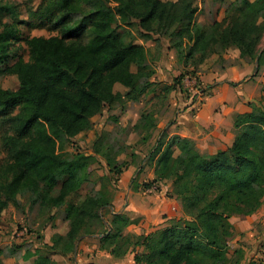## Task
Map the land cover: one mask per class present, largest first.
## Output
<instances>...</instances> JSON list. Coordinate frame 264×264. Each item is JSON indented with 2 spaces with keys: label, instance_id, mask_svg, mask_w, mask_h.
<instances>
[{
  "label": "trees",
  "instance_id": "1",
  "mask_svg": "<svg viewBox=\"0 0 264 264\" xmlns=\"http://www.w3.org/2000/svg\"><path fill=\"white\" fill-rule=\"evenodd\" d=\"M71 1L57 0L62 11L50 17L60 22L61 36L27 39L31 61L19 59L6 69V73L18 77L19 90H0V105L5 107L0 115L18 109L9 121L11 133L5 137L12 153L9 172L14 177L2 190L9 199L14 192L15 197L24 192H40L41 204L47 208L71 204L84 181L76 174L79 163L66 158L61 138L78 137L88 131L91 119L106 105L120 102L122 96L113 91L116 83L131 89L127 94L130 101H137L138 95H133L136 89L138 94L143 91L138 82L143 74L139 61L144 57V47L121 41L113 27L118 15L140 20L147 31L152 30V23L159 22L161 31L169 37L186 34L191 39L193 24L197 44L210 35L220 36L223 46L238 47L242 56L255 54L264 33V0H245L231 29L221 33L215 27L196 28L193 0H82L91 8L89 18L95 17L89 28L93 38L85 43L82 38L71 36ZM252 11L262 22L248 19ZM83 30L77 32L82 34ZM7 35H0V57L6 52ZM134 65L138 67L136 73L132 71ZM235 129L237 136L232 146L208 156L188 139L168 140V150L155 168L154 182H172L173 194L187 217L178 221L185 224L146 236H127L123 248L113 240L115 248L108 253L120 259L134 252L128 246L135 238V244L143 246V252L135 255L136 264H231L227 252L233 238L230 219L251 215L264 198V112L253 108L238 115ZM113 171L117 175L123 172L116 168ZM61 179L57 195L52 196L50 190ZM92 205L99 210L110 204L97 197ZM90 206L81 207V215ZM113 218L110 230L121 232L130 224V217L124 214H113ZM72 232L71 227L65 238ZM108 239L107 235L101 238ZM52 248L56 251L55 244ZM48 263L55 264L51 260Z\"/></svg>",
  "mask_w": 264,
  "mask_h": 264
},
{
  "label": "rangeland",
  "instance_id": "2",
  "mask_svg": "<svg viewBox=\"0 0 264 264\" xmlns=\"http://www.w3.org/2000/svg\"><path fill=\"white\" fill-rule=\"evenodd\" d=\"M53 1L0 0V35L8 33L6 52L0 57V90L11 93L19 90L18 77L6 73V69L19 59L31 61L27 39L61 36L58 30L60 22L50 17L58 15L62 9L57 0ZM244 1L193 0L196 8L193 23L201 30L215 27L220 33L228 31ZM71 6V36L80 37L88 43L93 38L89 28L95 18H89L91 8L82 0H72ZM111 6L114 7V4ZM248 19L262 22L254 11L249 13ZM113 27L124 44L134 42L144 47V57L139 61L143 74L138 82V88L143 91L138 94L139 89H136L133 95H138V99L130 101L127 94L131 93V89L116 83L113 91L120 94L122 100L106 105L100 114L91 119L88 131L78 137L61 138L65 144L66 158L79 163L76 174L84 180L72 197L71 204L57 208L43 207L40 192H24L16 197L14 192L10 199L6 196L2 188L9 186L14 176L9 172L12 153L5 137L11 133L9 121L18 113V109L0 115V264H49L50 260L55 264L56 261L61 264H102L108 252L115 248L113 240L118 241L119 247H125V238L137 235L133 230L142 224V219L130 217V224L121 232L110 230L114 219L112 210L121 214L119 212L125 205V196L121 194L118 184L120 175L113 169H135L134 175L140 174L145 166L155 170L168 150L165 144L169 136L167 128L176 122L183 109L189 107V102L199 107L203 99L209 96L206 77L216 70H225L242 61L255 66L261 78L263 94L249 103V112L253 108L264 112V33L255 54L242 56L238 47L223 46L220 36L210 35L197 44L193 24L190 26L191 39L186 34L183 37H169L161 31L159 22L152 23V30L147 31L140 20L119 15ZM82 29V34L77 32ZM137 69V65H134L132 71L136 73ZM4 109L0 105V112ZM178 153L175 149L174 155ZM61 182L62 179L50 190L52 196L57 195ZM131 182L135 185L134 179ZM97 197L110 205L98 210L92 205ZM89 205L88 212L81 215V207ZM125 216L129 217L127 214ZM176 224L184 225L185 222L172 223ZM71 227L72 235L66 239L65 234ZM105 235L109 239L101 240ZM115 236L118 237L114 239ZM136 241L132 238L128 247L142 253L143 246L135 244ZM53 244L56 251L52 248ZM119 247L117 251H120ZM230 250L229 244L228 254ZM55 256L58 260H53ZM230 260L231 264L235 262V258Z\"/></svg>",
  "mask_w": 264,
  "mask_h": 264
},
{
  "label": "crops",
  "instance_id": "3",
  "mask_svg": "<svg viewBox=\"0 0 264 264\" xmlns=\"http://www.w3.org/2000/svg\"><path fill=\"white\" fill-rule=\"evenodd\" d=\"M206 79L209 96L199 107L189 102V107L179 113L176 122L167 128V133L168 140L173 137L188 139L200 153L214 155L232 146L237 136L236 117L249 112V103L259 99L263 92L257 69L244 61L225 70H216ZM134 172L135 169H124L118 184L125 196V205L119 213L142 219V224L134 227L136 236H146L170 227L175 221L187 219L170 183L154 182L155 170L149 166H145L140 174L134 175ZM131 179L135 180L136 186ZM111 213L118 214L113 210ZM231 222L233 238L229 243V258H235V264L264 263L261 249L264 243V198L254 213L234 217ZM136 253L139 251L120 259L108 253L105 258L108 261L104 260L102 264H136Z\"/></svg>",
  "mask_w": 264,
  "mask_h": 264
},
{
  "label": "built area",
  "instance_id": "4",
  "mask_svg": "<svg viewBox=\"0 0 264 264\" xmlns=\"http://www.w3.org/2000/svg\"><path fill=\"white\" fill-rule=\"evenodd\" d=\"M261 249H262V252L264 253V243L261 245ZM260 264H264V263H260Z\"/></svg>",
  "mask_w": 264,
  "mask_h": 264
}]
</instances>
